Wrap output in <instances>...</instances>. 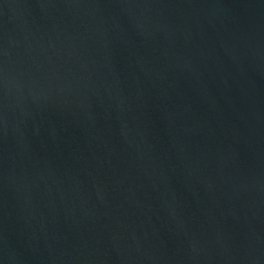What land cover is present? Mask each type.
Returning <instances> with one entry per match:
<instances>
[{
  "label": "water",
  "instance_id": "1",
  "mask_svg": "<svg viewBox=\"0 0 264 264\" xmlns=\"http://www.w3.org/2000/svg\"><path fill=\"white\" fill-rule=\"evenodd\" d=\"M0 264H264V0H0Z\"/></svg>",
  "mask_w": 264,
  "mask_h": 264
}]
</instances>
